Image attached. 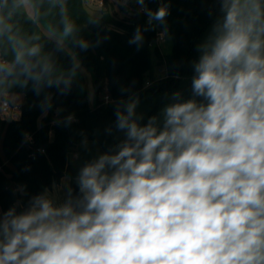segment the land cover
<instances>
[{
	"label": "clouds",
	"instance_id": "9594fccd",
	"mask_svg": "<svg viewBox=\"0 0 264 264\" xmlns=\"http://www.w3.org/2000/svg\"><path fill=\"white\" fill-rule=\"evenodd\" d=\"M220 3L193 65V96L206 103L174 93L160 127L138 122V99L121 101L126 139L80 169L79 198L57 206L46 189L0 214V264H264V0ZM73 30L65 20L64 35ZM142 40L137 28L130 43ZM28 80L37 93L71 84L38 44L0 61L3 95Z\"/></svg>",
	"mask_w": 264,
	"mask_h": 264
},
{
	"label": "trees",
	"instance_id": "16d2710c",
	"mask_svg": "<svg viewBox=\"0 0 264 264\" xmlns=\"http://www.w3.org/2000/svg\"><path fill=\"white\" fill-rule=\"evenodd\" d=\"M28 1L32 16L25 10L23 0H0V61H11L14 49L21 45L38 44L57 73L71 77V84L66 92H62L63 85L45 84L37 93L32 80L26 86L12 83L6 88L11 93L23 94L24 100L18 119H0L2 213L10 208L18 214L26 211L32 197L58 183L69 153L75 154L78 163L86 164L101 154L113 152L126 139L125 133L116 128L115 113L118 105L123 110L121 101L138 99L136 114L142 117L138 122L144 125L156 116L160 127L162 110L176 102L174 93H180L181 101L196 99L206 103L202 97L193 96V65L201 54L198 46L212 34L213 26L223 16L220 0H144L143 5L135 0L128 20L111 21L90 13L83 0ZM161 7L167 8L168 15L163 21H150L149 12L155 13ZM65 20L74 28L71 35L65 36L69 49L44 35L39 26L44 24L50 31L62 33ZM137 28L143 40L140 44L130 43ZM157 28L170 37L171 49L160 57L166 76L149 82L151 44ZM80 41L87 42L88 48H80ZM154 51L159 55L156 47ZM77 61L93 70L95 80L101 75L105 79L104 89L94 84L93 106L78 76ZM103 90L105 95H100ZM45 102L50 106L42 108ZM80 195L77 182L71 181L69 196L75 200Z\"/></svg>",
	"mask_w": 264,
	"mask_h": 264
},
{
	"label": "rangeland",
	"instance_id": "374dc122",
	"mask_svg": "<svg viewBox=\"0 0 264 264\" xmlns=\"http://www.w3.org/2000/svg\"><path fill=\"white\" fill-rule=\"evenodd\" d=\"M24 1H25L26 8L28 9L29 15L32 16L33 13L31 11L33 10H32L31 4L29 3L28 0H24ZM83 4L85 8L93 15L105 17L109 21H111L112 19L128 20L134 10L135 0H103L102 5L100 4V2H98V0H83ZM138 8H141V6L138 5ZM39 26L44 35L60 41L69 49V46L66 44V37L64 35V32L62 33L52 32L44 24H39ZM157 30H160V29L157 28ZM162 32L164 33L163 40L157 41L154 39L151 44L152 76L147 77L149 82L150 80H153V81L159 80L165 77L167 74L165 63L160 62V57L161 56L163 57L166 53L170 51L171 39L164 30H162ZM155 47L158 49L160 56L155 53L154 51ZM77 65L79 68L78 76L83 80L82 82L86 84V93L88 97V102L91 106H93L95 103V85L94 84H100L99 88L104 89L103 87L105 84V79L103 75H101L95 80L96 75L91 68H86L82 66L81 64H79L78 61H77ZM149 82H147L146 84H149ZM4 91H5V88L3 86H0V94H3ZM6 91H7V96L4 95V97H9L10 100H14V99L21 100V98L23 97V95L20 93L18 96L15 95L13 99L12 97H10L12 96L11 92H9V90L7 89ZM103 91H101L100 95L104 94ZM0 154L1 155L3 154L1 143H0ZM63 175H68L73 179V177L71 176V173H69L67 169H64ZM73 181L77 182L75 179H73ZM60 182L61 180L58 183ZM0 214H3L1 209H0Z\"/></svg>",
	"mask_w": 264,
	"mask_h": 264
},
{
	"label": "crops",
	"instance_id": "0c3cea01",
	"mask_svg": "<svg viewBox=\"0 0 264 264\" xmlns=\"http://www.w3.org/2000/svg\"><path fill=\"white\" fill-rule=\"evenodd\" d=\"M24 6H25V10L26 5H25V1L23 0ZM32 7V5H31ZM29 8V6H28ZM33 10V8H32ZM28 12V9L26 10ZM33 13V11H31ZM86 86V84H85ZM105 91V90H104ZM106 91L104 92L105 95ZM13 99L14 96H18L20 93H11ZM23 95V94H22ZM24 100V96L21 98V100H15L19 102V104H22ZM20 117V109L16 114L15 118L12 119H18ZM84 163H78L75 160V154L73 152L69 153L67 156V161H66V165H65V169H67L69 171V173H71V176L73 177V179H75L77 181V177L79 174L80 169L84 166ZM73 179L68 176V175H63V177H61V182L60 183H54L52 184V186L50 188H46L48 191L49 196L53 199L54 203L58 206L60 204H63L65 202L66 199L69 198V186L71 181H73ZM45 189V190H46Z\"/></svg>",
	"mask_w": 264,
	"mask_h": 264
},
{
	"label": "built area",
	"instance_id": "2783aa9c",
	"mask_svg": "<svg viewBox=\"0 0 264 264\" xmlns=\"http://www.w3.org/2000/svg\"><path fill=\"white\" fill-rule=\"evenodd\" d=\"M98 2H100L101 5L103 4V0H98ZM163 38L164 33L162 30H157L154 39L160 41L163 40ZM105 99H107V96H105ZM20 106L21 104H19V102L10 100L9 97H4L3 94H0V119L11 120L12 118H15Z\"/></svg>",
	"mask_w": 264,
	"mask_h": 264
},
{
	"label": "water",
	"instance_id": "95a60500",
	"mask_svg": "<svg viewBox=\"0 0 264 264\" xmlns=\"http://www.w3.org/2000/svg\"><path fill=\"white\" fill-rule=\"evenodd\" d=\"M8 121H9V119H8Z\"/></svg>",
	"mask_w": 264,
	"mask_h": 264
}]
</instances>
